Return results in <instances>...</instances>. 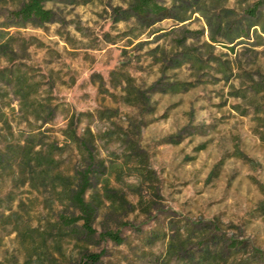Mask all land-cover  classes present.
I'll list each match as a JSON object with an SVG mask.
<instances>
[{
  "label": "rangeland",
  "instance_id": "1",
  "mask_svg": "<svg viewBox=\"0 0 264 264\" xmlns=\"http://www.w3.org/2000/svg\"><path fill=\"white\" fill-rule=\"evenodd\" d=\"M131 2L0 0V264H264L263 0Z\"/></svg>",
  "mask_w": 264,
  "mask_h": 264
},
{
  "label": "trees",
  "instance_id": "2",
  "mask_svg": "<svg viewBox=\"0 0 264 264\" xmlns=\"http://www.w3.org/2000/svg\"><path fill=\"white\" fill-rule=\"evenodd\" d=\"M48 1L50 0H23L20 9L15 13L16 18L25 24L44 25L49 23L52 19V13L51 11L44 9V3ZM130 9L141 18L148 14L157 15L160 13V8L154 3V0H132ZM76 176L77 183L74 189L70 192L69 203L79 211L80 216L62 221L66 225H73L78 221H82V227L86 234L92 235L94 233L92 230V222L95 211L94 207L85 201V195L90 188L89 178L84 172L78 173ZM106 236L109 239L120 243L116 235L106 234ZM88 261L95 263V257L88 256L87 260L82 258L78 264H86Z\"/></svg>",
  "mask_w": 264,
  "mask_h": 264
}]
</instances>
